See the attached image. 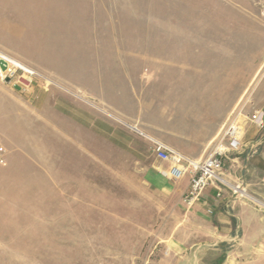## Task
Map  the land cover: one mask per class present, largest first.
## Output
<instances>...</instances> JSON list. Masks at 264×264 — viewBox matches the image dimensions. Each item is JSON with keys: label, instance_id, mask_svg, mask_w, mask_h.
I'll use <instances>...</instances> for the list:
<instances>
[{"label": "rangeland", "instance_id": "rangeland-1", "mask_svg": "<svg viewBox=\"0 0 264 264\" xmlns=\"http://www.w3.org/2000/svg\"><path fill=\"white\" fill-rule=\"evenodd\" d=\"M0 60V264H264V199L221 170L247 194L221 188L228 214H256L219 250L195 205L145 184L133 119L200 89L242 93L227 121L264 111V0H0Z\"/></svg>", "mask_w": 264, "mask_h": 264}, {"label": "crops", "instance_id": "crops-1", "mask_svg": "<svg viewBox=\"0 0 264 264\" xmlns=\"http://www.w3.org/2000/svg\"><path fill=\"white\" fill-rule=\"evenodd\" d=\"M207 91L208 89H200V92L194 94L196 98L187 104L190 109H182L181 105L178 107V99L172 103L174 106L171 110L165 107L160 111L157 105L151 102L143 114L134 115L133 119L144 122L140 124V130L146 136L154 138L189 159L202 160L207 156L210 146L242 96L241 92L233 91L228 95L232 97L230 101L228 98L218 105L213 96L222 97L224 92L214 91L210 98L202 94ZM254 96L258 108L264 110V89L258 87ZM166 168L167 164L159 160L151 161L143 170L145 184L155 192L183 197L189 188L190 176L187 174L180 180L172 181L160 173ZM222 170V175L226 179L233 183L240 182L251 195L264 199V119L262 127L251 121L243 126L240 148L224 158ZM219 189L221 188H207L200 201L194 206L193 212L199 214V217H195L196 221L200 222L203 219L204 223H210L212 237L220 241L217 248L223 250L227 241L240 236H243L244 240L249 238L248 231L243 234V226L248 227L255 223L256 212L245 209L239 213L228 214L226 207L231 197L224 189L220 191L221 196L217 197ZM203 212L210 214V217L203 216ZM245 217L251 220L246 221ZM224 258L225 255H222L211 264H223Z\"/></svg>", "mask_w": 264, "mask_h": 264}, {"label": "built area", "instance_id": "built-area-1", "mask_svg": "<svg viewBox=\"0 0 264 264\" xmlns=\"http://www.w3.org/2000/svg\"><path fill=\"white\" fill-rule=\"evenodd\" d=\"M6 65L7 69L5 76L9 74L12 69V67H9L10 61L6 62ZM19 70L22 69L19 68ZM5 76L2 77V75H0L1 79H4ZM263 119L264 111H255L249 118V121L253 122L258 127H262ZM242 129L243 125H241V122L238 120H228L216 138L211 153L202 160L189 159L155 139L150 140L152 152L156 159L167 164V168L160 172L163 177L172 181H177L187 174L190 176L189 188L183 195V202L186 206L192 207L196 205L200 201L203 192L209 187L222 188L223 186H230L221 175L223 159L231 152L240 148V135ZM6 164V150L2 144H0V166H5ZM229 189H231L233 194H239L242 197L247 196L240 184L231 186ZM239 189H241L245 195H241L238 191ZM220 191L221 189L218 190L217 197L221 196ZM262 206L264 207V204H262Z\"/></svg>", "mask_w": 264, "mask_h": 264}, {"label": "water", "instance_id": "water-1", "mask_svg": "<svg viewBox=\"0 0 264 264\" xmlns=\"http://www.w3.org/2000/svg\"><path fill=\"white\" fill-rule=\"evenodd\" d=\"M7 69V65H6V62L4 60H0V70L5 72ZM6 82H9V78H6L5 79ZM15 89H18V87H15Z\"/></svg>", "mask_w": 264, "mask_h": 264}, {"label": "bare ground", "instance_id": "bare-ground-1", "mask_svg": "<svg viewBox=\"0 0 264 264\" xmlns=\"http://www.w3.org/2000/svg\"><path fill=\"white\" fill-rule=\"evenodd\" d=\"M16 68H17V69H19V68L22 69V68L19 67V66H17ZM22 70H23V69H22ZM28 73H30V71H29ZM238 191H239V193H240L241 195H245L241 189H239Z\"/></svg>", "mask_w": 264, "mask_h": 264}]
</instances>
